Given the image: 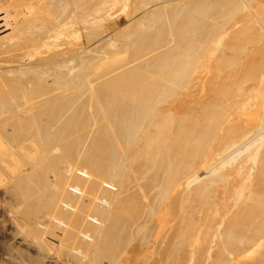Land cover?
<instances>
[{"label":"bare ground","instance_id":"1","mask_svg":"<svg viewBox=\"0 0 264 264\" xmlns=\"http://www.w3.org/2000/svg\"><path fill=\"white\" fill-rule=\"evenodd\" d=\"M97 1L99 2V0H0V171L4 172L3 174L8 177V181H12V190L15 197L22 198L19 200H23L24 204L26 203L27 206L23 204L27 207L25 209L27 210L26 214L31 215V217L32 215L38 217L36 216L38 214L42 217L44 216V220H47V218L52 219L54 215L60 213V218L69 224L67 230L70 227L75 231H77L76 229L85 233L88 231L93 236L94 243L92 246L90 245L91 247L89 242V244L83 242L86 239L79 238L83 241L78 240V243H76L79 245L78 249L81 248L83 253L86 252L89 255V260H86L88 261L87 264H103L104 260H111L110 264L115 261L119 252L128 245L127 243L131 239L133 240L131 236L138 229V222L140 221V224L142 222L141 218L144 217H142L143 210L147 212L152 210L150 208L148 211V207H145L146 198H149L147 197L149 192H147L146 186H149V183L152 182L149 189L153 191L154 186L157 188L159 185L156 187L155 184L160 182L161 173L165 174L172 165L174 166L176 163L177 166V162H181L178 157L180 154L182 156L184 149L186 148V151H188L189 149L187 150V148L188 146L190 148L191 144L196 143L197 145V143H201L205 135L207 136L211 132H207V129L214 130L215 128L213 127H217L218 120L224 117V107L229 105V96L231 95L227 92L229 99L228 97L226 98L224 91V96L221 95L220 97L217 95L218 101L224 99L223 102L215 104L216 101L214 104L212 103L213 106L210 104L212 106L210 109H214L213 112L217 113L216 116L223 115L221 117L218 116V120L217 117L213 119L214 123L217 120L213 127H211L212 124H209L208 127H203L192 119L191 122L188 121L186 123L193 125L195 122L198 125L195 124L194 128H192L193 126L184 127L185 119L181 118V116H186V114L183 112L185 115L178 117L179 114L174 115L168 110L165 111L163 110L165 108L163 103H169L168 99L175 97L182 87L185 89V85L190 78L192 80L195 78L191 77L195 74L193 73L194 69H199L203 59L206 60L207 55L214 52V44L228 26L238 28L239 37L242 38L245 35L244 31L250 28H245V25L249 22L245 11L256 0H133L131 5L127 1V5L129 4L130 6L128 9H131L130 17H128L129 21H127L130 29L128 26L124 28L129 30L122 32L119 29L120 32L117 35L115 33L109 34L102 41L91 42L92 44L82 49L72 48L70 52L66 51L70 50L68 45V49H64L62 44L58 46L57 41L62 38H64L63 40L66 38L67 42L73 39L69 43L70 45L78 42L81 31L84 29L81 24L85 21L84 18L83 20L80 19V13L88 5H95ZM263 9L262 6L260 12H264ZM248 10L252 17L250 20L256 21L253 22V25L255 23L259 24L258 21L260 20L264 21V13ZM99 19L97 15L90 18L93 21ZM251 23L248 24L251 26ZM252 27L250 30L254 29ZM261 30L263 29L261 28ZM68 31L73 33L69 36L68 34L70 33ZM66 32H68L67 35ZM116 36L121 41V50H117L116 45L111 44L110 46ZM51 41L55 43H51ZM53 46L56 48L55 51H60L58 53L81 54L74 55L72 61H66L68 62L67 64L65 61L61 63L63 60H56L55 62L46 55L47 52L52 50ZM63 49L66 52H63ZM40 51L45 52L44 57H39L37 62L33 60H30L32 62L27 61L30 59L28 57L12 58V56H8L13 53H21L22 56H26L28 53ZM97 53L103 54V59H100L98 63L99 59L95 58ZM106 53H111L112 55L107 58ZM127 53H130L129 57ZM124 54H126L127 58H130L128 61H126V57H122ZM85 55L87 56L85 57ZM120 57H122V61L125 59L126 62L123 63L120 60L123 64L119 63L118 58ZM114 62L116 65L117 63L121 65L116 66L117 68L114 66L116 69L113 70H110L112 66L106 67V65H111ZM201 72L203 73V71ZM206 74L207 72L205 76ZM196 83L198 82L194 84ZM233 85H225L228 86L227 91L230 90V87H232L231 91H235ZM224 87H222V90ZM193 92L196 91L194 90ZM239 92L241 93V91ZM180 93L184 94L183 90ZM215 96L213 97L215 98ZM233 96L231 98L235 101ZM233 99L230 100L233 102ZM245 100L248 101V99ZM224 102L228 105H225ZM188 107V109H192L190 105ZM204 110L202 109V111ZM189 111L191 112V110ZM189 111L187 112L190 117ZM208 112L212 111L208 110ZM175 116H177V120ZM227 116L224 120L230 118L229 113ZM207 117L206 119L208 120L214 118L215 115H211L210 118L209 116ZM263 135L264 127L260 125L251 134L249 141L251 142ZM262 140L264 142V138ZM190 150L192 149L190 148ZM262 157L261 159L259 158L260 160L258 159L259 173H257L258 176L255 179L257 182L256 191L248 194L247 198L243 199L242 197L240 199V201L244 200V202L240 203L241 207L239 209H237L238 205L232 204L234 207L236 206V209L233 208L236 211L232 210L231 216L227 213L230 217L225 218L228 221V227L226 226L230 241L229 244L227 243L228 247H230L231 242L235 246L238 243L237 241L241 244L240 239L242 236L243 239L245 237L244 240L241 239L244 242L248 238L246 234H249V232H254L255 237H261L264 234V155ZM177 158L179 161H177ZM25 168H29V170ZM80 168L86 170L90 174V178H85V174L83 175L84 177H79L78 173L74 174ZM177 168H179V165ZM67 172L69 175H67ZM71 173L74 175H70ZM88 173L87 175H89ZM50 175L53 176V180H50ZM206 175H208V171ZM162 177L164 176L162 175ZM110 182L117 184L119 192L117 188L116 191H113V188V190L110 189L111 187L109 188L110 190L106 188L104 184ZM6 183L8 182L6 181ZM73 186L80 188L81 194L77 192L78 196L73 194L74 192H71L73 188L72 190L70 189ZM198 196L197 198H199ZM61 200H63L62 204L65 206L66 203L71 204L72 207L74 206L73 211L68 209V212L63 208L61 209L59 205ZM187 200L192 204L194 203L190 199ZM64 201L65 203H63ZM100 201H106L108 208L100 204ZM184 201L182 202L184 203ZM190 203L188 204L190 205ZM155 206H158V204ZM183 207L185 208V206ZM189 208L192 210V205ZM194 212L192 211L191 213ZM88 217H94L103 224L98 227ZM189 219L190 217L187 220ZM190 220L188 224L191 223L192 220ZM52 228L45 225L44 232L42 230L39 231L42 234H49L54 237L53 233L56 231L53 232ZM70 230L64 232L65 235H62L60 239H65L64 236L67 233L66 241L68 240L69 243L77 241L78 237L75 239V231L72 233L73 230L71 232ZM36 233H38V230ZM39 236L44 239L45 235L39 234ZM257 237L255 240L253 237V241H256ZM60 239L58 238L59 241H61ZM261 240L259 243L262 242L263 244L260 243L259 250L264 247V240ZM62 241L60 246L63 249L66 244H64V240ZM245 248L242 251H246ZM124 250H126V247ZM259 250L256 249V252ZM251 251H246L247 255L243 252L242 254L248 258V256L251 257V255H248ZM253 251H255V248ZM256 252L254 253L256 254ZM254 253L252 252L253 255H255ZM262 253L263 256H260V258L264 257V252ZM252 257L254 259V256ZM231 260L233 261L232 258Z\"/></svg>","mask_w":264,"mask_h":264},{"label":"rangeland","instance_id":"2","mask_svg":"<svg viewBox=\"0 0 264 264\" xmlns=\"http://www.w3.org/2000/svg\"><path fill=\"white\" fill-rule=\"evenodd\" d=\"M127 1H129V4L131 5V2L133 0H126V1L125 0H99V2L97 1V3L95 5L94 4L88 5L83 10V12H82L83 14L80 13V19L83 20V18H84L85 21L83 24H81L84 26L83 27L84 29H83V31H81L82 33H81V36H80L78 42H76L75 44L71 43L72 45H70L69 43L72 42L73 39H71L70 42L69 41L67 42L66 38H65V40H63L64 38H62L61 40L59 39L57 41L58 46L60 44H62V45H64V49H66L67 45H68V47H70L69 48L70 50H66V51L70 52L72 50V48L82 49L85 46L92 44L91 42L102 41V40L106 39L109 36V34L115 33L117 35L118 32H120V30L122 32L129 30L130 28H129V25H127V23H128L127 21H129L128 17H130L129 15L131 13V9H128V7H130V6H129V4L127 5ZM262 6L264 8V0H261V1L256 0V2H254L252 5H250V7L248 6L247 8L251 9L252 11L255 10V11H259V13H264V12H260V9H262ZM124 7H126L127 9ZM248 9L245 11L246 12L245 15L247 16V20H249V22L248 21L247 22L250 24L252 21V20H250V18H252V17L250 16L251 14H250V11ZM96 15L100 18L99 20H97V21L90 20V18L95 17ZM248 15H249V17H248ZM3 16H4V14H3ZM111 20H113V21H111ZM253 22H256V21H252L251 26L248 23H247V25H245V28H249V27L251 28L252 26H254V25L255 26L252 27L254 29H251V30H250V28L247 30L245 29L246 31H248V30H250V31H248V32L244 31L245 35L242 36V38L239 37V35H238V32H237L238 28L233 27V26H232L233 28H231V26H228L230 28L227 27L225 29V31H223L225 33L226 30L228 29L227 32L225 34L224 33L221 34L222 36L220 35L218 37L219 39H217L218 41H216V43L214 44V46H213L214 52L208 54L207 57L204 54L208 64L206 63V60L203 59L204 62L202 61V64L198 63L201 66L200 67L198 65L199 69H194L195 67L193 68L194 69L193 73H195V74L192 73L193 76H191V77L192 78L195 77V78H193V80L190 78L189 81L191 84L188 81V83L185 85V89L187 90V92H185L186 90L183 89L184 87H182L180 89L179 93L177 92L178 93V94H176L177 96L175 95L176 99H175V97H171L170 99L167 100L170 104L166 103V102L163 103L164 105L162 104L165 107V108H163V106H162L163 110H165V111L168 110L169 112L173 113L174 115L179 114L178 117L180 115L186 114V116H181V118L185 119L184 120L185 123L188 121L191 122L193 120V121L197 122L199 125H202L203 127H208L209 124L210 125L212 124L211 127H213V125H215V123H217L218 116L221 117L224 115V117H221V120L220 119L218 120L217 127H213V128H215L214 130L207 129V132H210V131L211 132L208 134L206 133L207 136L205 135V138H203L201 140V143L200 142L197 143V145L199 144L198 146L196 145V143L191 144L190 148L192 150H190V148L188 146V148H187V150L189 149L188 151H186V148H185L184 153L181 152L182 156H181V154L179 155V157L177 156L181 161V162H177V161H179V159L177 158L176 162H177V166L179 165V168H177L176 163H175V165H174L175 167L172 165V167L168 169V172H165V174L161 173L164 177H162V175H161L160 182L157 181L159 184L158 183L155 184L156 187L159 185L158 186V187H160L159 190H158V187L155 188V186H154L153 191H151L149 189L151 187L150 185L152 184V182L149 183L150 187L148 185L146 186L147 192L150 193V191H151V193H150V195H149V193H147L149 195V196L147 195V197H149V198L148 199L146 198V200H147L146 204L147 203L148 204L147 205L145 204V207L146 206L148 207V208L146 207L147 210L150 208H152V210H151V212H147V211L143 210L145 214L143 213L142 217L143 216L144 217L141 218L142 219L141 224L139 223L140 222L139 221L138 222V229H136L135 233L133 232V235L131 236V237H133V240L131 239L132 240V241L130 240L131 243L130 242L127 243L128 245L125 246L126 250H124L125 249V247H124V249L121 250L122 252L120 251L119 254L116 256L115 261H117V262L113 261L110 264H230V263L233 264L234 261H235L234 264H264V260H263L264 257L260 258V256L261 257L263 256L262 252H264V250H263L264 247H261V250H262L261 253L262 254L260 253L261 250H259L260 249V243H262V242L259 243V241L262 238H264V234L261 235L262 238L259 236L258 237L256 236L257 237L256 241L258 242V244L256 241H253V239L255 240V238H256L254 236V232L253 233L249 232V234H246L248 236L245 235L248 238L244 242H242V241L245 239V237L243 239V236H242L241 239H243V240L241 241V239H240L241 244L239 243V241H237L238 243L235 242L236 246H237L236 247L235 244L231 242L230 244L232 246L233 245L234 246L232 247L230 245V247H228L229 246L228 244L230 242L228 239V234H227L228 232L226 229L228 227V224H227L228 221H226L227 219H225L226 217L229 218L231 216V212H232L233 208L236 209L237 205H238L237 209H239L241 207L240 203L242 201L244 202V200L240 201V199L242 197H243V199H245V198H247L248 194H252L253 192L256 191V189H257L256 183L257 182L255 181V179L258 176L257 173H259V171H258L259 170L258 169L259 168L258 167L259 162L258 161L264 155L263 154L264 153V149H263L264 148V142L262 140V138H264V135L253 140V141H251V142L249 141L251 138L250 137L251 134L256 131V128L258 129V127L260 125H262L264 127V67H263V65H264L263 64V62H264V21L260 20V21H258L259 24L255 23L254 25H253ZM127 26L129 29H125ZM261 28L263 30H261ZM229 29H231V30L229 31ZM68 32L70 33V34H68L69 36L71 35V33H73L70 31H68ZM68 32H66V35ZM261 32H263V33H261ZM69 36H68V38H69ZM236 37H238V38H236ZM115 39L112 40L111 43H110L111 40L108 41V43H110V46H111V44L114 46L116 45L117 50H121L120 49L122 47L121 43H120L121 41L118 40L117 36L115 37ZM114 41H117V42L114 43ZM51 43H55V42L51 41ZM54 46H57V45H54ZM54 46L52 47V50L50 52H47L46 55H48L50 57V59L55 61V62H56V60H63L61 63H63L64 61L66 62L68 60L72 61L74 55L81 54V53H58L60 51H55L56 48ZM117 46H119V47H117ZM215 48H216V50H215ZM64 49H63V52H66ZM221 50H225V51L221 52ZM45 52H46V50H45ZM45 52L40 51V52L28 53L26 56H24V55L22 56L21 53H13V54H9L8 56L9 57L12 56V58L13 57H15V58L28 57L30 59H28V60L26 59L27 61L32 62L30 60H33L34 62H37V61H39L38 60L39 57L40 58L44 57ZM223 53H224V55H223ZM101 54L97 53L95 56L96 59H99L97 61V63L100 61V59H103V54L102 55ZM129 54L130 53H127L128 57H129ZM13 55H15V56H13ZM110 55H112V54L106 53L107 58ZM34 56H36V57H34ZM86 56L87 55H85V57ZM99 56H100V58H99ZM204 56H202V57H204ZM122 57H126V54H124ZM122 57H120L121 59L118 58L119 63H122V62L125 63L126 61H128L130 59V58L126 57L127 60L125 61V59H124V61H122ZM130 57H131V55H130ZM120 60L122 62H120ZM254 61H255V63H254ZM68 62H66V64ZM119 63H117V65H116L114 62L111 65H106V67L108 68V66H112V67H110L111 68L110 70H113V69H116L118 67V65H121ZM58 64L62 65L60 63H58ZM114 66L115 67L117 66V67L115 68ZM253 66H254V68H253ZM220 67H221V69H220ZM228 67H230V68H228ZM103 69H104V67H103ZM203 69H205V70H203ZM201 71H203L204 74ZM205 71L207 72L206 76H205V73H206ZM220 71H221V73H220ZM227 71L230 74H228ZM234 72H235V74H233ZM222 74L225 76L223 77ZM243 74H244V77H243ZM238 75H239V77H238ZM202 76H205V77H202ZM208 77H210V78H208ZM191 80H192V82H191ZM194 80H196V81H194ZM222 80H224V81H222ZM226 80L230 81V82H227ZM231 80H232V82H231ZM199 81H201V82H199ZM206 81H208L209 83ZM193 82L194 83L198 82V83L194 84ZM233 83H234V85H233ZM204 84L206 85V87ZM223 85L224 86L225 85H228V86L233 85L234 87H236V88L233 87V89L235 91H231L232 87H230V90L227 91L228 86L224 87ZM236 85H238V86H236ZM191 86H192V88L194 87V89H192ZM222 87H224L223 90H222ZM195 88H197V89H195ZM238 88H240V89H238ZM182 90H183L184 94L180 93V92H182ZM194 90L196 92H193ZM224 91L226 93V96H225L226 98L229 95H231L229 97H230V99H233L231 97L234 95L233 97H235V101L233 99V102H232L228 97L229 101L232 103L228 102L229 103V105H228L227 103H225L226 102L225 101L224 102L225 105L226 104L228 105V106L224 107L225 114L222 113L223 115L216 116L217 113L213 112L214 109L213 108L210 109V107H212L214 102H216V101L217 102L215 104H217L221 101L223 102L224 99H221L220 101H218L217 95H219L220 97H221V95L224 96L225 95L223 93ZM239 91H241V93ZM227 92L229 93V95H227ZM232 92H233V95H232ZM236 93L239 95V97H238V95L236 96ZM197 94H199V95L196 96ZM214 95H216L215 96L216 99L213 97ZM190 96L191 97L193 96V97L191 98ZM223 96H222V98H225ZM244 96H246V97H244ZM220 97H218V98L220 99ZM243 97H244V99H243ZM185 98H187V99H185ZM226 98H225V100L228 101V99H226ZM188 99H191V100H188ZM245 99H248V101ZM210 100H212V101H210ZM172 101H175V102H172ZM236 102H238V103H236ZM239 102H240V104H239ZM166 104L168 105V107ZM210 104H212V106ZM180 105H181V107H180ZM189 105L194 110L193 112H192V109H188ZM204 107L205 108L207 107L208 109L207 108L205 109ZM202 109L203 110L205 109L207 111H205V110L202 111ZM189 110H191L192 113ZM208 110L212 111L213 113L208 112ZM187 111H189L190 117H189V114ZM183 112L185 114H183ZM194 112H195V114H194ZM228 113H229L230 118L224 120V118L228 117L227 116ZM187 114H188V116H187ZM213 114L215 115L214 118L208 119V120L206 119V118H208L207 116H209V118H210L211 115H213ZM192 116H194V117H192ZM202 116H204V117H202ZM175 117L174 118L177 120V116H175ZM216 117H217V120H215V123H214L213 119H215ZM219 121H221L222 124H221V122L219 123ZM223 121H224V123H223ZM195 122L193 123V125H190L191 123H186V126L184 123L183 126L187 127V128L193 126L192 128H194V125L197 124ZM220 124L222 125L221 128H220ZM202 126H200V127H202ZM215 130H216V132H215ZM233 130H236V131H233ZM185 133H187V132L185 131ZM187 135H188V133H187ZM213 136H214V138H213ZM210 137H212V138H210ZM206 138H207V140H205ZM192 145H194V146L191 147ZM251 145H253V147H251ZM195 147L196 148L198 147V148L196 149ZM257 148H259V149H257ZM237 150H238V152H237ZM246 150L249 153H247ZM251 150H253V151H251ZM194 152H195V154H194ZM255 153H258V154H255ZM257 156H258V158H257ZM242 157H243V159H242ZM0 161H1V158H0ZM188 162L190 165L188 164ZM0 164H1V162H0ZM25 169L29 170V168H25ZM80 169L76 170L77 172H75L74 174L78 173L77 175L79 177L85 176V178H90L89 177L90 174L86 170H82V169L80 170ZM174 169L177 171V173ZM169 170H173V171H169ZM207 171H208V175H206ZM3 173L2 172L0 173V175L2 174L1 175L2 177L0 176V264H78V263L79 264H87L88 261H86V260H89V255H87L86 252L83 253L81 248L78 249L79 245L76 243H78V240L82 242L84 239H86L83 242L84 243L89 242L90 243V244L88 243L89 246L90 245L92 246L94 243L93 242V239H94L93 236L86 230H85L86 231V233H85L84 231H80L79 229H76L77 231L79 230L77 232V231H75L69 227L68 230H70V229L73 230L72 233L75 231L74 232L76 235L75 239L77 237H78V239H77V241H73V242L71 241L72 242V244H71V242L69 243L68 240L67 241L65 240V239H67L66 238L67 233H66V236H64L65 239L63 238L62 240L65 241L64 244H66V245H67V243H69V244L67 246L63 244L64 247L62 249L60 245L63 241L60 239V237L62 235H65L64 232L68 231L67 230V228L69 226L68 222L66 223L63 219L60 218L61 217L59 215L60 213H57L56 215H54L52 217V219L47 218V220H44L45 219V218H43L44 216L42 217L41 215H38V214L36 215L38 217H35V215H32L33 218L31 217V215L26 214L27 213V210H25V209H27V207H25V206H27L26 203L24 204L23 200L22 201L19 200L22 198L15 197V194L13 193V190H12V184H11L12 181L11 182L8 181L9 180V179H7L8 177H6V175ZM87 173L89 175H87ZM173 173H175V174H173ZM74 174L71 173L70 175H74ZM67 175H69V173ZM168 175L170 176V178ZM177 175H178V178H177ZM179 176H181V177H179ZM162 178L165 180H163ZM50 180H53L52 175H50ZM6 181L8 183H6ZM167 181L168 182L170 181L171 183L170 182L168 183ZM9 182H10V184H9ZM104 185L106 186V188H108V190L113 188L114 189V190L112 189L113 191H116L118 189V192H119V188L117 187V184H115V183L110 182V183H106ZM74 187H75V189H74ZM72 188H73V190H72ZM70 189L72 190L71 191L72 193L74 192L73 194H76V192L81 194V190H79L80 188H78L76 186H73ZM197 196L199 198H197ZM162 199H165V200H162ZM187 199H190L191 202H194L193 204L195 206L192 203H190V201ZM235 199H237L236 201H238V202L240 201L239 204H238V202L235 201ZM186 200L189 202H187ZM62 201L63 200H61L60 201L61 204H59L61 209L63 208L64 210H67L68 212H69V210L73 211L72 209H74L73 208L74 206L72 207V205L69 203H66V206H65L64 204H62ZM153 201L155 203H157L158 206H155L157 204H155ZM182 201H184V203ZM100 202L99 203L102 204L103 206H106V207L108 206V204H106L107 203L106 201L105 202L100 201ZM151 202H152V204H151ZM63 203H65V201ZM188 203H190V205ZM234 203L236 204L235 207L233 206ZM185 204L187 205V207ZM191 205H192V210H191V208H189V207H191ZM183 206H185V208ZM154 207H155V209L153 210ZM181 207H183V208H181ZM186 208H188V209H186ZM181 209H182V211H181ZM184 211H185V214H184ZM192 211H195V212L191 213ZM233 211H236V210H233ZM149 213L151 215H147ZM227 213L230 216H228ZM188 216L192 220L191 221L189 219L191 221V223L189 222L190 224H188V221H189V220H187L189 218ZM88 219L91 222H95L93 224H97L98 227L99 226L101 227V224H103L100 221L98 222V219H95L94 217H88ZM43 220H44V222H43ZM43 223H44V225H43ZM45 225H46V227L48 226L49 228L53 227L52 228L53 232L56 231L55 232L56 234L53 233L55 238L49 234L48 235L42 234L40 232L41 230H42V232H44ZM38 227H39V229H38ZM58 228H59V230H58ZM35 229H36V231H35ZM37 230H38V233H36ZM71 230H70V232H71ZM35 234H37L38 236ZM39 234L45 235L44 239H42L43 237L41 238L39 236ZM58 238L61 241H59ZM79 238L83 239V240H80ZM208 238H209V240H208ZM190 239H191V241H190ZM263 240L264 239H262L261 241H263ZM253 242H255V243H253ZM73 244H74V246H73ZM68 246H69V248H68ZM256 246H257V248H256ZM261 246H263V245H261ZM71 247H72V249H71ZM244 248L246 249V251H249V252L253 248L251 253H248V255H251V257L248 256V258H247V256L246 257L243 256L242 252L245 255H247L246 251H242V250H244ZM254 248H255V251H253ZM256 249L259 251L256 252ZM252 252L253 253L256 252V254L254 253L255 255H253ZM257 253H258V255H257ZM74 254L76 257L74 256ZM256 255L259 257H257ZM252 256H254V259ZM117 257H119V258H117ZM230 257L233 259V261L231 260ZM230 260H231V262H230ZM260 260L261 261L263 260V261L261 262ZM80 261H81V263H80ZM110 261L111 260H108V261L104 260L102 263L103 264H109ZM258 261H259V263H257Z\"/></svg>","mask_w":264,"mask_h":264}]
</instances>
